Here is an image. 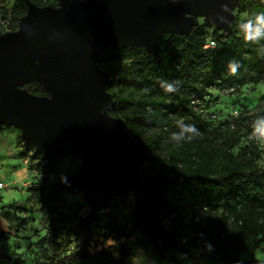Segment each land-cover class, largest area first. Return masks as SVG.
I'll return each mask as SVG.
<instances>
[{
	"label": "trees",
	"instance_id": "16d2710c",
	"mask_svg": "<svg viewBox=\"0 0 264 264\" xmlns=\"http://www.w3.org/2000/svg\"><path fill=\"white\" fill-rule=\"evenodd\" d=\"M28 1L53 7L44 0ZM26 10V0L1 4L0 34L17 30ZM257 16H264V0L249 3L245 17L239 22L235 15L225 30L203 23L189 35H160L154 52L125 46L100 56L98 65L110 75L107 91L113 105L108 114L122 122L139 147L140 167L146 164L152 176L168 180L148 191L141 204L136 197L128 223L110 227L116 240H129L135 234L150 243L156 254L172 246L185 257H190L189 247L200 242L202 249L211 250L210 259L222 264H264L237 257L246 251L253 254L264 237V164L256 163L264 154L252 142L233 151L244 137L264 135V95L251 107H234L237 115L229 114L215 128L201 116L211 89L232 94L242 86L264 83V34L254 37L245 27L251 22L255 30ZM208 39L215 46L205 49ZM123 59L134 64L135 82L121 81V71L113 66ZM22 87L34 95H49L37 81ZM9 127L19 131L17 140L22 143L15 126L0 124V133ZM29 150L30 159L37 161L36 170L46 176L28 190V199L55 217H77L78 240L87 245L93 232L85 228L97 220L100 211L109 209L117 194L88 196L84 214L62 212L53 201L55 193L66 189L52 186L58 158L43 156L33 146ZM164 214L166 223L162 224ZM51 243L59 246L53 239ZM120 253L123 263L127 248L122 247ZM81 258L74 251L41 264Z\"/></svg>",
	"mask_w": 264,
	"mask_h": 264
},
{
	"label": "water",
	"instance_id": "95a60500",
	"mask_svg": "<svg viewBox=\"0 0 264 264\" xmlns=\"http://www.w3.org/2000/svg\"><path fill=\"white\" fill-rule=\"evenodd\" d=\"M239 0H59L27 10L17 30L0 34V124L20 130L24 145L59 157L68 143L83 149L84 166L52 183L85 196L136 192L139 204L167 179L141 174L140 149L122 122L109 115L108 72L98 60L125 46L154 52L164 33L189 35L203 16L227 29ZM37 81L49 93L22 87Z\"/></svg>",
	"mask_w": 264,
	"mask_h": 264
},
{
	"label": "rangeland",
	"instance_id": "374dc122",
	"mask_svg": "<svg viewBox=\"0 0 264 264\" xmlns=\"http://www.w3.org/2000/svg\"><path fill=\"white\" fill-rule=\"evenodd\" d=\"M44 1L53 7H57L59 2ZM242 1L241 5L233 9V15H237L239 22L245 17V7L254 0ZM195 19V26L206 23L203 16ZM113 66L121 71V81L135 82V67L129 59L116 61ZM261 95H264V83L242 86L232 94L211 89L202 103L201 116L210 120V127L215 128L219 121L229 116L234 107H251ZM18 132L16 128L9 127L0 133V181L4 183V187L0 189V264H41L74 251L83 255V258L75 262L66 261L64 264H222L211 260V250L202 249L200 242L189 247L190 257H185L177 247L172 246L156 254L150 243L135 234L129 240H116L109 233L110 227L114 223H128L130 210L137 197V193L133 191L113 197L109 209L100 211L97 220L85 228V232L91 231L93 235L87 245H81L78 240L80 222L77 217H55L46 210H38L39 205L28 199V190L37 187L46 173H38L35 168L37 161L30 159V146L24 145L23 140L22 143L17 140ZM261 136L264 135L253 133L244 137L233 151L236 153L248 142H252L264 154V139ZM63 147L64 153L57 157L58 167L52 172L53 181L76 174L84 166L83 149L74 150L68 143ZM256 163L264 164V155L256 159ZM139 170L142 175L152 177L146 164L141 167L139 165ZM87 197L77 187H68L55 193L53 201L60 206L62 212L84 214ZM161 223H166L165 214ZM51 239L59 244L57 248L52 246ZM122 247L128 251L123 263L119 262ZM237 257L240 260L264 261V237L259 249L253 254L246 251L239 253Z\"/></svg>",
	"mask_w": 264,
	"mask_h": 264
},
{
	"label": "clouds",
	"instance_id": "9594fccd",
	"mask_svg": "<svg viewBox=\"0 0 264 264\" xmlns=\"http://www.w3.org/2000/svg\"><path fill=\"white\" fill-rule=\"evenodd\" d=\"M246 30H251L252 32V36H257L260 34H264V16H257L256 18V22H255V30L253 29V25L251 24V22L245 26ZM248 37L246 36V39ZM125 63H127V61H125ZM261 139H264V136L260 137Z\"/></svg>",
	"mask_w": 264,
	"mask_h": 264
},
{
	"label": "built area",
	"instance_id": "2783aa9c",
	"mask_svg": "<svg viewBox=\"0 0 264 264\" xmlns=\"http://www.w3.org/2000/svg\"><path fill=\"white\" fill-rule=\"evenodd\" d=\"M6 0H0V5L3 4ZM215 46V41L212 40V39H208L203 47L206 49V48H210V47H213ZM230 115L231 116H236L237 115V110L234 109L233 111L230 112ZM4 187V183L2 181H0V189H2Z\"/></svg>",
	"mask_w": 264,
	"mask_h": 264
}]
</instances>
